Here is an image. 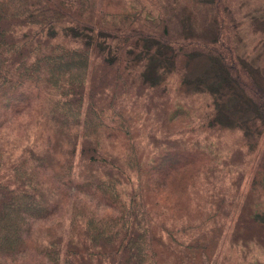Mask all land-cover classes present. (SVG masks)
<instances>
[{
    "label": "trees",
    "instance_id": "trees-1",
    "mask_svg": "<svg viewBox=\"0 0 264 264\" xmlns=\"http://www.w3.org/2000/svg\"><path fill=\"white\" fill-rule=\"evenodd\" d=\"M122 1L0 0V264H158L154 226L173 238L159 192L197 155L172 130L136 135L142 115L179 114L170 75L213 95L219 77L196 66L220 62L254 104L234 123L248 133L253 121L264 125V87L238 52L250 28L243 19H264V0H183L185 13L181 0H166L179 28L145 5L114 9ZM190 8L212 11V38L192 27ZM216 99L212 119L229 126ZM242 158L239 150L222 164ZM227 176L241 198L234 206L204 188L206 218L213 234L228 233L241 264H264V164L251 178ZM91 198L108 206L98 211ZM185 220L180 226H196ZM21 255L36 260L16 261Z\"/></svg>",
    "mask_w": 264,
    "mask_h": 264
},
{
    "label": "rangeland",
    "instance_id": "rangeland-1",
    "mask_svg": "<svg viewBox=\"0 0 264 264\" xmlns=\"http://www.w3.org/2000/svg\"><path fill=\"white\" fill-rule=\"evenodd\" d=\"M124 2L114 5V9L122 10L129 8L128 6L133 8L139 4L145 5V8L150 9L153 14L162 15L161 13L167 12L173 20V27H182V23L172 15L178 12V8L172 5L175 4L173 1L167 3L166 0H134V2L125 0ZM180 2L181 5L179 6L185 13L186 7L183 5L185 1L181 0ZM189 13H192L193 16L194 25L192 24V27L212 38L214 34L212 11L205 8L199 10L190 8ZM261 20H252L249 17L243 19V24L250 26V28L240 34L238 52L245 53V59L251 64V67H248L250 72L264 87V19ZM209 65L205 62L196 67L197 69L200 68L203 74L210 71L219 77V81L215 84L217 85L216 93L213 95L216 96L217 94L216 101L219 102V114L225 115L223 117L226 118V122L230 123L227 124L229 126L218 125L212 119L214 96L207 89L190 92V89L182 82L180 74L177 73L168 77V84L171 90V105L179 114L174 119H168L164 122L147 114L142 115L138 122L139 125H137V131H135L136 135L146 137L149 132L157 134L172 130L184 137L186 145L193 151V156L197 154L191 160L189 159L190 161L185 165H180L176 171L169 174L165 192L164 190L159 192L162 197H158L157 200H164L165 204L168 205V212L163 219L172 226V232L169 233L173 238L168 236L161 225L156 224L154 226L158 264H241L236 254L233 253L232 247H230L228 233L224 229H220L213 234V224L210 223L209 218H206L207 198L204 191L206 189L207 194L215 195L221 192L226 193L227 199L231 203L234 202V206L238 203L241 196H238L239 193L227 175L236 176L241 170H244L246 177L251 178L257 165L259 163L264 164V125L260 120L253 121L252 126L248 121H245L253 130V133L251 130L248 133L241 123L239 125L234 123V120L239 115H243L245 110L253 109L254 104L250 100V106H248V102L246 103L245 100L248 98L245 90L241 89L229 74L224 73L220 62L217 64L218 68L215 66L216 64ZM222 75L227 79H223ZM140 103L142 106V100L138 101V104ZM232 125L233 127H230ZM239 150L242 151L243 158L235 163H230L226 168L222 162L224 163L226 159ZM143 155H147L149 160L148 151L143 152ZM243 162H245L244 165H242ZM219 171L223 172L224 179L219 175ZM247 178L243 184V190L248 189L249 180ZM88 199L90 200L89 197ZM91 200L94 201L98 211H102L108 206L102 200L95 198H91ZM260 205L264 208V193ZM185 218H190V222L195 220L193 223H196L194 224L196 226L193 229V226H188L189 229L180 226L182 221L186 222ZM206 222L207 225H205ZM194 238L198 240L196 241ZM218 239L224 240V243L218 245ZM189 242H206V247L196 249L189 246ZM26 260L34 261L36 258L31 257V255H21L16 258L18 262Z\"/></svg>",
    "mask_w": 264,
    "mask_h": 264
}]
</instances>
